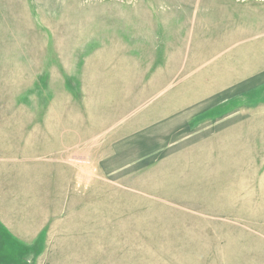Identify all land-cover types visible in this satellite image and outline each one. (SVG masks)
Here are the masks:
<instances>
[{
    "label": "rangeland",
    "instance_id": "1",
    "mask_svg": "<svg viewBox=\"0 0 264 264\" xmlns=\"http://www.w3.org/2000/svg\"><path fill=\"white\" fill-rule=\"evenodd\" d=\"M250 3L0 0V264H264V87L174 111Z\"/></svg>",
    "mask_w": 264,
    "mask_h": 264
},
{
    "label": "crops",
    "instance_id": "2",
    "mask_svg": "<svg viewBox=\"0 0 264 264\" xmlns=\"http://www.w3.org/2000/svg\"><path fill=\"white\" fill-rule=\"evenodd\" d=\"M254 5H260L253 3L249 6L244 5L241 9L242 16L235 17V13L239 14V8H234L232 22L227 19L228 28L225 32H211L203 40L212 41L210 48H208L207 54L204 53L202 48L201 58H198V65L195 66V76H189L185 78L186 82L190 84V81H198L199 77L211 82V88L214 90L201 99L194 101L180 103L179 107L174 111L179 110L176 114L179 115L177 121L178 127H183L187 121L198 115L200 111L210 107L215 102V98L219 95L225 94L226 97H230L229 90L236 89L237 87L246 89H257L264 87V13L260 9L261 7H255ZM248 10V12H247ZM250 10V11H249ZM258 13V14H257ZM248 23V26L246 25ZM232 25V26H229ZM214 31V30H212ZM226 41V45L220 49H215L213 41ZM221 43V44H222ZM213 48H212V47ZM201 67V68H199ZM198 69V70H197ZM198 72V73H197ZM170 80V79H169ZM168 80V81H169ZM217 98V103H220ZM214 102H213V101ZM212 104V105H210ZM170 111V112H169ZM164 112L163 115L157 117L151 121V123L162 121H170L171 110ZM151 113L156 111L151 110ZM186 112V113H185ZM242 112H228L226 114L217 115L211 118V127L216 126L220 130H231L240 128L239 124L235 120L239 118L249 119L256 115H249ZM161 114V113H156ZM175 115V113H174ZM259 115V114H258ZM237 118V119H236ZM254 119V118H253ZM242 121V122H243ZM155 123L154 125H156Z\"/></svg>",
    "mask_w": 264,
    "mask_h": 264
}]
</instances>
